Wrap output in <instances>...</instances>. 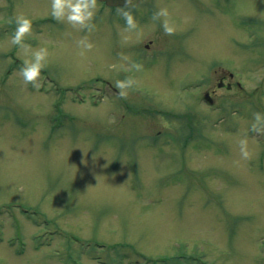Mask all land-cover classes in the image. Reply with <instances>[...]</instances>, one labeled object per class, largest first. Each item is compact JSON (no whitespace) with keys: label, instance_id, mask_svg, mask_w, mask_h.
<instances>
[{"label":"rangeland","instance_id":"374dc122","mask_svg":"<svg viewBox=\"0 0 264 264\" xmlns=\"http://www.w3.org/2000/svg\"><path fill=\"white\" fill-rule=\"evenodd\" d=\"M121 7L99 1L89 33L51 0H0V264H264V0H136L132 32ZM20 14L49 52L38 90L11 44Z\"/></svg>","mask_w":264,"mask_h":264},{"label":"clouds","instance_id":"9594fccd","mask_svg":"<svg viewBox=\"0 0 264 264\" xmlns=\"http://www.w3.org/2000/svg\"><path fill=\"white\" fill-rule=\"evenodd\" d=\"M99 0H51L50 15L59 23H64L79 31L93 32L96 28L93 21L96 18L98 12ZM132 5V0H124V6L118 9V14L122 16L125 21V31L132 32L138 28V23L135 16L129 10V6ZM169 10L166 7H159L153 12L151 20L153 22H160L165 35H174L175 27L170 23ZM15 30L11 36V44L18 46L24 50L25 53H30V59H26L23 62V66L20 68V75L25 85L31 84L37 90L40 88V81L42 80V73L47 67V60L49 52L47 48L40 47L32 49L31 45L27 44L26 38L32 34L33 21L29 17L20 14L14 18ZM13 21L10 20L9 23ZM77 46L81 49L80 56H84L85 52L91 51L94 45L87 39L82 38L77 41ZM121 60H127L128 57L120 53ZM131 68L136 71H141L143 65L140 63H132ZM138 84V81L132 77H127L124 80H117L115 82V88L118 89V95L122 99H127L128 90L134 88ZM251 132L264 135V114L254 113L253 121L251 123ZM240 154L245 160L250 158V152L248 150L247 138L239 141Z\"/></svg>","mask_w":264,"mask_h":264},{"label":"water","instance_id":"95a60500","mask_svg":"<svg viewBox=\"0 0 264 264\" xmlns=\"http://www.w3.org/2000/svg\"><path fill=\"white\" fill-rule=\"evenodd\" d=\"M110 5H124V0H103Z\"/></svg>","mask_w":264,"mask_h":264},{"label":"flooded vegetation","instance_id":"af4514ba","mask_svg":"<svg viewBox=\"0 0 264 264\" xmlns=\"http://www.w3.org/2000/svg\"><path fill=\"white\" fill-rule=\"evenodd\" d=\"M148 47H149V46H148ZM226 78H227V76H222V77L220 78V80H221L220 82H222L221 87L224 85L222 80H226ZM226 85H227V83H226ZM226 85H225V86H226ZM226 87H227V86H226ZM228 87H231V86H229V84H228ZM210 93H214V91H213V92H210Z\"/></svg>","mask_w":264,"mask_h":264}]
</instances>
